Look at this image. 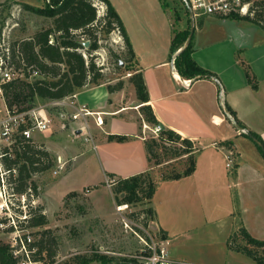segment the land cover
Masks as SVG:
<instances>
[{
	"label": "crops",
	"instance_id": "1",
	"mask_svg": "<svg viewBox=\"0 0 264 264\" xmlns=\"http://www.w3.org/2000/svg\"><path fill=\"white\" fill-rule=\"evenodd\" d=\"M110 1L126 29L135 53L133 64L143 75L150 97L147 105L158 124L194 145V173L179 180L158 181L150 200L153 222L168 240L170 256L188 264H257L241 249L230 247L229 240L244 228L254 239L264 241V157L245 136L252 132L264 142V29L242 18L200 17L192 57L214 77L194 81L181 77L172 65L177 52L172 55L171 43L175 30H186L183 20H178L168 43L149 46L143 32L144 19L134 17L138 26L132 31L115 1ZM242 64L256 77V89L248 82ZM74 95L75 105L60 109L59 122L54 125L59 124L63 129L60 133L67 131L77 140L92 136L88 151L93 153L101 179L92 186L76 183L61 199L94 187L90 199L99 189H107L110 195L118 180L149 172L150 155L143 126L151 125L140 112L143 105L134 86L110 93L105 85H87ZM42 102L37 100V104ZM84 106L102 113V128L90 118L88 128L81 130L82 120L70 119ZM227 107L244 128L234 124ZM50 131L42 133L41 138L34 137V141L43 143L54 154ZM110 136L127 139L119 142L109 140ZM229 152L236 155L232 172L227 168ZM83 155L75 153L70 172L75 159ZM94 210H98L95 204ZM46 212L49 214V207Z\"/></svg>",
	"mask_w": 264,
	"mask_h": 264
},
{
	"label": "rangeland",
	"instance_id": "2",
	"mask_svg": "<svg viewBox=\"0 0 264 264\" xmlns=\"http://www.w3.org/2000/svg\"><path fill=\"white\" fill-rule=\"evenodd\" d=\"M114 1L132 31L138 26L134 17L144 19L143 32L145 38L148 39L149 46L162 47V44L168 43L172 31L178 25V19L183 20L181 22L185 26L191 27L189 14L182 0ZM48 2L49 0H0V50L9 44L31 38L38 31L51 27L52 19L25 7L45 8ZM96 6L100 12H98V17L101 19L105 14V6L98 2ZM199 23L198 19L194 20L195 27H199ZM101 26H96L98 49L93 52V59L102 78L98 81V85H91L116 86L123 82V89H125L131 85L129 80L133 74L132 68L136 66L129 61L127 48L119 30L115 29L107 33V29ZM132 37L135 39L134 34ZM79 40L87 49L85 44L90 41L87 38H79ZM82 52L85 54V51L82 50ZM85 58L88 59L87 55ZM33 77L35 78L36 75ZM39 106L48 110L53 116L54 122L50 129L52 132L50 134L53 135L51 148L56 156L50 153L56 158V165L51 170L34 177L40 189L38 199L28 200L13 195L7 184V175L3 174L5 182L3 183L0 174V206L5 205L0 208V244L10 245L12 250L20 239L27 241L31 238L32 241L29 244H34L41 239L42 231L50 229L51 235L57 239V255L55 261L51 263L44 254L46 260L39 264H83L96 255L124 260L119 264H136L137 256L149 254L150 247L159 248L162 234L153 222L154 215L150 201L144 199L133 205H119L121 196L115 193L118 181L112 186L113 193L110 195L107 189H99L92 200L89 194L92 189H96L94 187L85 189L77 196L68 194L61 199L64 193L73 189L74 184L96 185L101 176L93 160V153L88 151L89 146L92 147V141L85 138L77 140L67 131L60 133L63 129L59 124H54L58 121L61 108L49 105L45 101L37 104V107ZM43 135L35 133L34 137L41 138ZM176 146L182 149V145ZM174 147L156 148V152L150 154L151 170L145 175L146 180L149 177L158 182L163 178H170L182 172L189 165L185 157L175 156ZM77 151L84 155L75 159L70 172L72 160ZM64 161L67 162L64 163ZM94 204L99 211L94 210ZM38 206H43L45 209L44 216L48 222L47 226L30 228L24 220L30 216L31 209L34 210ZM46 207L50 209L49 214L46 212ZM123 207L124 209L121 210L120 208ZM101 214L107 218L102 219ZM48 215L50 220H48ZM245 244V241L238 237L232 242V247L242 249ZM33 250L36 252L37 248ZM90 264H100V261L97 260Z\"/></svg>",
	"mask_w": 264,
	"mask_h": 264
},
{
	"label": "trees",
	"instance_id": "3",
	"mask_svg": "<svg viewBox=\"0 0 264 264\" xmlns=\"http://www.w3.org/2000/svg\"><path fill=\"white\" fill-rule=\"evenodd\" d=\"M105 6V14L100 19L96 2ZM29 10L52 19V26L38 31L33 37L10 44L11 63L16 70L22 71V77L13 79L2 84L4 101L11 112L25 113L37 107V100L45 102H58L76 94L87 85L96 84L102 78L100 70L96 67L93 59V52L98 49L97 25H102L111 33L118 29L127 48L129 61L135 60V53L127 35L123 22L109 0H49L45 8L25 6ZM241 18L239 16H232ZM231 18V17H230ZM256 24L264 29V8L257 11L254 17L242 18ZM180 20V19H178ZM171 43V52L174 55L184 47L190 34V27L182 32H174ZM79 38H87L90 45L87 49ZM193 40L190 46L185 49L176 59L175 67L184 79L200 80L210 79L214 74L205 70L193 59ZM85 51V54L82 52ZM87 55L88 59L85 58ZM244 67L248 82L254 89L257 88V79L246 64ZM130 77V83L136 90L137 99L142 103L140 112L146 122L150 125L158 124L151 106L149 93L146 88L141 72L135 67ZM33 75H36L34 78ZM110 93L121 91L123 82L116 86H107ZM229 113L234 117L237 124L244 128L243 124L236 118L235 112L227 107ZM257 138L264 147L263 140L256 134L250 132ZM250 138L247 134H245ZM126 137L110 136L109 140L125 141ZM231 145V143H226ZM176 145H182V149ZM175 146V156L186 159L189 165L182 171L170 178H163L161 181L179 180L191 176L196 169V156L193 142L182 138L172 130H164L157 139L146 140L148 154L155 153L156 148ZM264 157V150L258 146ZM0 163L7 173V184L13 195L26 199L40 196V189L34 177L43 174L56 165V158L44 144H38L34 140L19 138L12 147V151L4 150L0 153ZM148 173V172H147ZM140 174L127 179H120L117 182L115 193L121 196L120 204L133 205L144 199L152 200L158 183L146 174ZM112 177V176H110ZM145 177V179H143ZM69 195L77 196V193ZM44 207L38 206L31 209L30 216L24 221L30 228H43L47 226V219L44 216ZM152 211V210H151ZM34 213V215H33ZM153 213V211H152ZM51 230L41 232V239L34 244H28V248L36 252L31 253V261L44 263L47 258L50 262L55 261L58 243L56 237L51 235ZM241 238L246 243L242 252L256 261L257 264H264V241L254 239L250 234L241 228L237 234L229 240L232 242ZM15 247L0 244V264H20L22 257L14 255ZM44 254L46 256H44ZM100 264H115L124 261L117 258H109L96 255L86 260L83 264H90L94 261ZM130 261V260H129ZM131 262V261H130ZM131 264V263H130Z\"/></svg>",
	"mask_w": 264,
	"mask_h": 264
},
{
	"label": "built area",
	"instance_id": "4",
	"mask_svg": "<svg viewBox=\"0 0 264 264\" xmlns=\"http://www.w3.org/2000/svg\"><path fill=\"white\" fill-rule=\"evenodd\" d=\"M189 4L193 21L200 17H219L230 18L239 16L241 18L254 17L257 11L264 8V0H186ZM99 12V11H98ZM104 12V10H103ZM100 13V12H99ZM172 65L175 67V60H172ZM22 77V71L16 70L11 63L10 44L0 50V153L4 150L12 151V147L17 143L19 138L26 140H34L35 133H46L53 126V116L50 113L36 107L29 112L17 113L11 112L4 101L2 84L10 82L13 79ZM186 84V83H185ZM75 95L58 101L56 107L61 109L67 108L68 105H75ZM70 101V102H69ZM228 116L231 120L233 117L230 113ZM65 117V115H64ZM92 118L95 125L99 128L104 126L105 120L102 113H96L89 110L87 107H81L77 113L71 115L72 121L82 120L83 127L81 130L88 128V121ZM145 139L155 138L164 131L161 125H145L143 126ZM86 140L93 141L92 136L88 135ZM1 157V156H0ZM236 155L229 152L226 155L227 168L230 172L235 169ZM1 180L4 182V175L7 174L0 163ZM31 238L26 240L20 239L17 243L18 248L15 249L14 255L22 257L20 264H39L31 261V253L34 250L28 248L31 243ZM16 246V247H17ZM149 254L137 256L136 264H188L184 261L174 259L169 254V242L163 236L159 240V248L150 247ZM20 255V256H18Z\"/></svg>",
	"mask_w": 264,
	"mask_h": 264
},
{
	"label": "water",
	"instance_id": "5",
	"mask_svg": "<svg viewBox=\"0 0 264 264\" xmlns=\"http://www.w3.org/2000/svg\"><path fill=\"white\" fill-rule=\"evenodd\" d=\"M187 8V11H188V14H189V18H190V24H191V27H190V34L188 36V39L184 45L183 48H181L173 57V60H175L185 49H187L191 42H192V39H193V36H194V33H195V26H194V21H193V16H192V13H191V10H190V7H189V4L187 3L186 0H182ZM90 45V42H86L85 46L88 48ZM233 122L234 124H236V126L241 129V127L235 122V120L233 119ZM247 135L250 137V139L257 145L259 146L260 148H262L264 150V147L263 145L261 144V142L255 138L251 133L249 132H246Z\"/></svg>",
	"mask_w": 264,
	"mask_h": 264
},
{
	"label": "bare ground",
	"instance_id": "6",
	"mask_svg": "<svg viewBox=\"0 0 264 264\" xmlns=\"http://www.w3.org/2000/svg\"><path fill=\"white\" fill-rule=\"evenodd\" d=\"M2 207H5V205H1V206H0V208H2ZM120 209H121V210H123V209H124V207H123V208H120Z\"/></svg>",
	"mask_w": 264,
	"mask_h": 264
}]
</instances>
